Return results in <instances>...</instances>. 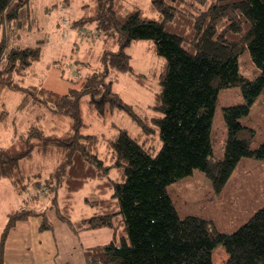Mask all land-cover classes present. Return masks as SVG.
Masks as SVG:
<instances>
[{
    "label": "trees",
    "instance_id": "16d2710c",
    "mask_svg": "<svg viewBox=\"0 0 264 264\" xmlns=\"http://www.w3.org/2000/svg\"><path fill=\"white\" fill-rule=\"evenodd\" d=\"M33 1L0 0V120L7 117L3 93L17 92L20 111L40 108L67 117L72 129L58 137L47 135L38 120L21 131L14 124L13 137L25 143L24 150L11 153L0 145V179H8L18 193L31 187L34 198L44 191L48 201L43 212L8 213L0 264H5L8 235L19 223L40 215V230H52L49 209L76 234L113 231L109 242L84 249L86 264H214L219 246L228 254L225 264H264V206L226 233L211 219L180 217L168 192L172 183L200 170L220 193L244 158L264 161V141L252 148L257 131L243 121L264 91V0H150L157 16L138 6L126 9V0H93V7L86 5L91 14L71 27L83 37L79 26L94 24V35L113 38L118 48L105 50L101 67L79 76L67 93L25 83L43 57L41 44H19L22 32L32 30L26 22ZM138 41H148L147 48L163 58L148 75L135 72L127 51ZM247 52L250 75L240 71V57ZM122 73L153 92L146 109L126 103L114 90ZM231 87H239L245 101L223 109L228 136L223 157H216L212 120L219 91ZM85 97L101 116L116 108L124 111L138 131L118 126L109 135L84 132ZM154 136L157 146L148 141ZM36 153L56 158L46 176L23 167ZM90 182L95 184L85 202L95 211L73 221L74 196Z\"/></svg>",
    "mask_w": 264,
    "mask_h": 264
},
{
    "label": "rangeland",
    "instance_id": "374dc122",
    "mask_svg": "<svg viewBox=\"0 0 264 264\" xmlns=\"http://www.w3.org/2000/svg\"><path fill=\"white\" fill-rule=\"evenodd\" d=\"M87 4L93 7V0H69L68 4L67 0L33 1L30 20L26 22L27 25L32 24V30L22 32L19 44H41L43 57L35 65L34 74L26 77V84H41L56 92L67 93L79 76H86L101 67V56L105 50H117L118 45L113 38L105 40L102 36L94 35L93 31L98 32L94 24L79 26L78 32L83 37L71 27L73 21L91 14ZM136 6L146 15L157 16L149 9L150 0H126V9L131 11ZM40 40L45 42L41 43ZM148 45V41H138L127 49L132 56L131 63L136 73L148 75L163 64V58L149 50ZM251 63L249 53L243 54L240 57V71L250 75ZM116 77L113 88L126 103L143 110L153 102V92L138 84L128 73L117 74ZM21 100L22 96L17 92H4L2 95L7 117L5 122L0 120V145L7 147L9 152L18 153L25 148V143L20 138L13 137L14 124L21 131L33 120H38L47 135L64 137L71 133L72 122L69 118H58L40 108L20 111L17 107ZM244 101L239 87L219 91L211 129L214 156L223 157L228 136L223 109ZM1 109L0 102V111ZM82 119L84 132L89 134L109 135L118 126L131 133L138 131L136 123L122 110L116 108L107 111L104 116L99 115L88 97L82 100ZM243 121L257 131V136L251 142V147L257 148L264 141V91L252 105L250 116ZM148 141L151 145H158L156 136ZM55 165L54 156L36 153L23 167L27 173L42 172L46 176ZM94 184L95 182H90L76 192L71 215L73 221L90 216L95 211L85 202ZM168 192L180 217L193 215L211 219L218 230L231 233L264 206V161L244 158L220 193L214 190L208 177L200 170H194L191 176L172 183ZM47 202L44 191H40L38 198H34L31 187L18 193L8 179H0V237L8 213L26 208L43 212L48 206ZM46 216L52 230H40L42 216L32 215L10 232L6 242L5 264H86L84 249L103 245L113 236V231L108 228L76 234L58 218L53 209H49ZM227 258L226 249L219 246L214 252L213 263L225 264Z\"/></svg>",
    "mask_w": 264,
    "mask_h": 264
},
{
    "label": "crops",
    "instance_id": "0c3cea01",
    "mask_svg": "<svg viewBox=\"0 0 264 264\" xmlns=\"http://www.w3.org/2000/svg\"><path fill=\"white\" fill-rule=\"evenodd\" d=\"M8 215V214H7ZM6 221H7V218H6ZM5 224H6V222H5ZM5 224H4V226H5ZM4 228V227H3ZM3 230V229H2ZM2 232V231H1Z\"/></svg>",
    "mask_w": 264,
    "mask_h": 264
}]
</instances>
